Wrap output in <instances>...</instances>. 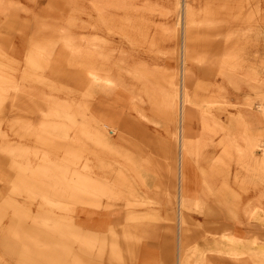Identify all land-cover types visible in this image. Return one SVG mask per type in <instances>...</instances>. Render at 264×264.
Returning a JSON list of instances; mask_svg holds the SVG:
<instances>
[{"label": "rangeland", "instance_id": "374dc122", "mask_svg": "<svg viewBox=\"0 0 264 264\" xmlns=\"http://www.w3.org/2000/svg\"><path fill=\"white\" fill-rule=\"evenodd\" d=\"M91 70L112 82L92 87ZM184 70L198 145L184 158L183 261L264 264V0H0V264L36 249L48 264H178V123L164 106ZM232 125L255 156L234 146L221 163ZM48 194L54 228L35 227L26 198ZM222 234L245 252L213 250Z\"/></svg>", "mask_w": 264, "mask_h": 264}, {"label": "bare ground", "instance_id": "6f19581e", "mask_svg": "<svg viewBox=\"0 0 264 264\" xmlns=\"http://www.w3.org/2000/svg\"><path fill=\"white\" fill-rule=\"evenodd\" d=\"M182 7H183V10H186V4L185 3L183 4ZM183 38H182V40H183ZM182 54H183V52H182ZM185 75H186V73H185V70H184L182 72V76H181L182 77V79H181L182 80L181 81V87L179 88L178 91L175 90L174 93L171 94V95L170 94H166V97H165L166 98L165 99L166 100V106H164V108L168 107L170 109V108H172V104L174 103V105L176 106V116H177V123H178V127H176L177 131L175 132L176 139H177V142H178L179 152H180V155H179V157H180L179 158V184H178L179 185V196H178V202H177L178 220L177 221H178L179 226H180V234L181 235H180V242H179V246H178V251L180 252L179 256H178V258H179L178 264H185V262L183 261L184 260V255H183V250H182V230H183V223H184V220H185V215L183 214V212H184V209H185L187 203L190 201L189 195L186 193L187 192L186 186H185V188L183 187L184 158H185L186 154H189V155L193 154L196 151V148H197V145H198L197 141H194L190 137L191 135H190V131H189L188 125H187V120L190 118V114L193 113L196 109H195L194 106H192L190 104L191 103V98H190L189 91L186 88V83H185V77L186 76ZM87 77H88V83L91 84L92 87L96 86V85L98 86V85L103 83L102 80H106V79L102 78L97 72H95L93 70L89 71ZM105 82H112V81H110L108 79V80L104 81V83ZM149 89H147V90H149ZM151 89H152V86H151ZM150 91H152V90H150ZM153 91H154V89H153ZM164 94H162V95H164ZM140 112H141V115L145 117V114H143L142 111H140ZM239 116L240 117H239V121L237 122V126L243 127V129H244L245 128V126H243L245 124L244 115H239ZM204 118L205 117L203 116L202 119L206 123V121H205L206 119H204ZM106 125H108V124H106ZM233 127H234L233 125H232V127H230V126L221 127L222 128L221 130L224 133L222 143H223L224 149H225L224 156L220 159L221 163H225V159L229 160V157H230V155L232 153V149L231 148H233L234 146L239 150L240 157L248 158L249 155L255 156V154H254L255 150L253 148H251L248 145V143H245L244 145H240L238 143L241 140L237 137V133H236L237 131L233 132ZM236 129L238 130L239 127H237ZM105 130L106 129H104V131ZM106 135L107 134H103L102 135L103 138H105ZM242 136H243L242 134L239 135V137H241V138H242ZM109 145H111V143ZM260 159L261 160H259V162L263 164L264 158H260ZM2 160H3V157L0 158V161H2ZM12 162L15 165H17L19 168H21L23 171L26 170L28 165L31 164V163L23 164L20 160H16V159L12 160ZM95 168H96L95 165H91L90 166V170H89L90 173H94L93 170ZM223 169H225V168H223ZM28 174H30V171H29ZM31 176H34L36 178V175H31ZM17 178L24 181L23 186L26 187V189H27V187L29 188L28 192H29L30 195H32L34 197H36L38 195V194H36L37 192H35L34 190L30 189V187H29L30 184H28V182L29 183H31V182L28 181V179L27 180L25 179V174H22V173L18 174ZM88 179H89L88 182H86L87 183L86 186L88 188V205L95 206V202H99L97 200V197H96V192H97V190L100 191V187L95 183V181L92 178H88ZM99 179H101V178H99ZM31 180H32V178H31ZM33 180H32V182H33ZM34 182H35V180H34ZM34 182L32 183L33 186H35L37 184L36 183L34 185ZM33 188H35V187H33ZM38 191H40V190H38ZM39 194H41V193H39ZM32 196H29L28 198H26L27 200L26 199L25 200L28 201V202L31 201L32 203H33V201L34 202L37 201L38 209L36 210V214L34 213V210L31 209V206L29 208V210L35 214L34 215V222H33L34 224L33 225H35V227H38V225H39L38 221H40V218H45L44 220H46L47 223H44L42 225L47 227V228H49V229L50 228H54V225L52 223H53V220L56 219L55 218L56 216H55V213H53V208H54L55 202L52 199V197L49 194L48 195H44V196L40 195L41 200L38 201V200H35V198L32 197ZM98 199H100V198H98ZM95 200H97V201H95ZM31 202H30V204H32ZM97 206H98V204H97ZM58 219H60V217ZM59 221H61V220H57V223ZM23 227H25V226L23 225ZM60 227H61V225H60ZM61 230H62V228H61ZM6 233H7L6 230H3L2 232H0V236H2V237H0V245L2 247L5 246V243H4L5 239L4 238L6 237L5 236ZM94 234H95L94 230L93 231L89 230L88 239H89V241H90V243H91L93 248H95V245H96L95 244V240H94ZM96 237L97 236H95V239H96ZM7 239L8 238H6V240ZM96 240L98 241V239H96ZM97 241H96V243H97ZM12 242L16 243V241H14V240ZM211 242H213V244H214V248H212L213 250L217 249L219 251L220 250L225 251L227 253L226 255L232 254V255H235V256H239L240 254H243L245 252V250H246V248H245L246 246L244 244L236 245V248H233V245L237 242V240H235L234 237H232L230 235H227V234H222V238L221 239L220 238H219V240L212 239ZM258 245H259V253H261V255L264 257V245L263 244H258ZM92 247H90V248L93 249ZM8 248H11V245ZM11 251H13V253H14L13 248H11ZM87 251L89 252L90 250L87 249ZM37 253H38V250L36 249V250H34L32 252L30 257L27 255L28 257L27 256H23V258H19V260H18L19 263L18 264H45L44 262H47V264H48L50 262L49 259L51 260V259L55 258L53 256H49L47 261L43 260L44 262L43 261L41 262L40 259H38V258H39V255L42 254V252L39 253V255ZM34 255H36V256H34ZM0 259H2V258H0ZM2 260H4V259H2ZM51 262H52V260H51ZM1 264H3V263H1Z\"/></svg>", "mask_w": 264, "mask_h": 264}, {"label": "crops", "instance_id": "0c3cea01", "mask_svg": "<svg viewBox=\"0 0 264 264\" xmlns=\"http://www.w3.org/2000/svg\"><path fill=\"white\" fill-rule=\"evenodd\" d=\"M101 114L102 113H98L97 115H98V117L99 116H101ZM116 114V113H115ZM105 118V117H104ZM107 118H109V117H107ZM113 118H117L116 120H118V122L116 123L115 122V126H116V128H121V129H124L125 130V125L122 123V124H120V119L116 116V115H114V117ZM120 138V137H119ZM121 138H123V136H121ZM120 138V139H121ZM142 158H145V157H147V155H144V154H142V155H140ZM173 211H175L174 209H173ZM181 235V234H180ZM180 235H179V239H178V241H177V246H179V242H180ZM259 238H261V236H259ZM182 243H184V239H183V236H182Z\"/></svg>", "mask_w": 264, "mask_h": 264}]
</instances>
